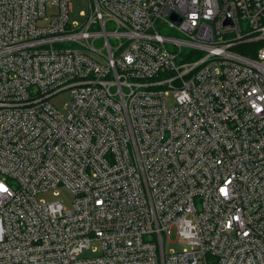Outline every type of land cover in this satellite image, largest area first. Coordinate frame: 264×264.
Masks as SVG:
<instances>
[{"label":"built area","instance_id":"built-area-1","mask_svg":"<svg viewBox=\"0 0 264 264\" xmlns=\"http://www.w3.org/2000/svg\"><path fill=\"white\" fill-rule=\"evenodd\" d=\"M73 1L0 0V264H264V0Z\"/></svg>","mask_w":264,"mask_h":264},{"label":"rangeland","instance_id":"rangeland-1","mask_svg":"<svg viewBox=\"0 0 264 264\" xmlns=\"http://www.w3.org/2000/svg\"><path fill=\"white\" fill-rule=\"evenodd\" d=\"M89 11H90L89 0H74L73 1L72 10L70 11V14H69L70 23L73 25V28H77L80 25L84 24L89 14ZM47 13L49 16L52 14H55L57 13V8L53 5H49L47 7ZM161 33L165 36H176L177 35L174 31L169 30V29L163 30L161 31ZM64 46L74 47V45L71 43H65ZM251 49H252V46L243 45V46L235 48L233 52L242 54V55H247ZM73 93H74L73 90H65L63 92H60L59 94H57L51 99L52 104L63 115L68 114V103L73 99ZM172 104H173V99L171 97L168 99V105H172ZM37 198L38 200H43L47 203L60 201L64 204L66 211H70L72 209V197L66 192H64L60 197H56L53 195L51 191H49L46 193L39 194ZM170 240L172 243H170L169 249H174L175 251H182L185 248V245L177 242L175 236H173ZM85 255H90V253H87Z\"/></svg>","mask_w":264,"mask_h":264},{"label":"trees","instance_id":"trees-1","mask_svg":"<svg viewBox=\"0 0 264 264\" xmlns=\"http://www.w3.org/2000/svg\"><path fill=\"white\" fill-rule=\"evenodd\" d=\"M264 45V43H259L257 46L258 47H261V46H263Z\"/></svg>","mask_w":264,"mask_h":264},{"label":"snow or ice","instance_id":"snow-or-ice-1","mask_svg":"<svg viewBox=\"0 0 264 264\" xmlns=\"http://www.w3.org/2000/svg\"><path fill=\"white\" fill-rule=\"evenodd\" d=\"M0 190H4L2 187H0ZM222 191H225L224 189H222ZM225 194H226V192H225Z\"/></svg>","mask_w":264,"mask_h":264}]
</instances>
